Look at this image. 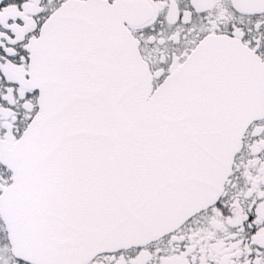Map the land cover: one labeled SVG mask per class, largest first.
<instances>
[{
	"label": "snow or ice",
	"instance_id": "6c2138e0",
	"mask_svg": "<svg viewBox=\"0 0 264 264\" xmlns=\"http://www.w3.org/2000/svg\"><path fill=\"white\" fill-rule=\"evenodd\" d=\"M0 264H264V0H0Z\"/></svg>",
	"mask_w": 264,
	"mask_h": 264
}]
</instances>
